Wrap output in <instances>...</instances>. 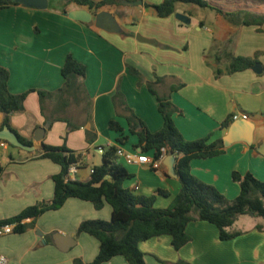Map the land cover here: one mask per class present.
Listing matches in <instances>:
<instances>
[{"label":"crops","instance_id":"crops-1","mask_svg":"<svg viewBox=\"0 0 264 264\" xmlns=\"http://www.w3.org/2000/svg\"><path fill=\"white\" fill-rule=\"evenodd\" d=\"M125 1H142L143 5L122 3L94 14L67 0H48L46 10L20 5L0 11V66L10 72L9 90L15 95L35 91L28 95L25 111L11 116V125L36 147L33 152L0 147V163L4 167L0 175V221L54 199L53 177L61 174L62 167L40 158L44 145L65 144L70 150L83 153L84 165L77 173L82 182L90 181L91 172L100 161L99 147L108 150L113 145L142 154L137 147L138 137L130 133L124 103L151 133L160 131L164 120L159 101L148 87L158 79L161 81L154 86L157 94L170 95L181 111L174 115V122L186 140L211 137L212 142L230 141L224 145L223 155L192 160L194 176L229 200L240 194V187L232 180L233 172H250L264 182V26L260 33L255 26H235L213 10L185 5H179L177 13L186 15L188 22L179 21L175 15L162 19L144 3L159 5L164 0ZM206 1L225 12L264 14V7L242 4L247 0ZM79 9L93 15L111 14L121 31L100 29L95 18L84 23L68 17V13ZM210 49L221 52L219 62L207 56ZM226 52L245 58L260 53L257 58L261 73L249 69L216 77V69L225 72L228 68ZM69 55L87 69L84 86L90 103L88 114L74 103L65 107L64 114L56 113L63 106L57 93L65 84L62 69ZM130 68L140 73L141 83ZM174 87L179 89L172 92ZM37 91L53 96L42 102ZM118 93L123 96L116 100L119 104L115 101ZM234 115L239 119L234 121ZM242 115H248V119ZM56 117V122L50 120ZM3 119L0 114V125ZM48 121L51 127L44 140L35 142L36 129ZM112 121L118 122L123 131L111 130ZM225 122L226 128L222 126ZM88 132L94 136L92 142L87 139ZM122 137H129L124 144L119 142ZM146 155L154 158L153 153ZM169 156H162L159 170L117 160L133 175L123 187L134 195L156 196V208L170 207L182 185L179 178L169 175ZM160 189L170 195L158 196ZM112 212L107 203L97 210L91 202L70 198L59 210L24 221L35 223L27 232L0 237V255L11 264H74L77 258L91 263L99 254L100 242L88 234H78L79 226L88 220L110 221ZM241 217L230 231L241 234L229 241L220 240L215 225L197 220L189 223L191 242L180 251L173 248L172 237L167 235L142 242L139 248L147 264H264V223L246 224ZM239 222L242 225L236 228ZM104 264L129 263L117 256Z\"/></svg>","mask_w":264,"mask_h":264},{"label":"trees","instance_id":"trees-1","mask_svg":"<svg viewBox=\"0 0 264 264\" xmlns=\"http://www.w3.org/2000/svg\"><path fill=\"white\" fill-rule=\"evenodd\" d=\"M67 1L78 7L88 8L95 14L106 7L122 5L125 0ZM252 1L264 2V0ZM20 5L16 0H0V11ZM179 5L213 10L235 26H255L258 28V32L263 31L264 14L245 10L225 12L211 6L206 0H164L159 5L144 3L146 8L153 9L162 19L177 14ZM258 55L254 58H245L236 57L228 52L224 53V57L229 62L228 68L225 72L216 69V77L253 69L254 66L259 65ZM220 60L221 56L217 58L218 62ZM130 72L139 77L141 83L140 73L134 68H130ZM86 73L85 65L79 63L72 55L67 57L62 69L65 84L57 93L63 106H59L57 114H64L65 107L70 106V103L83 107L84 113H89L90 103H88L84 86ZM9 80V70L0 66V114L4 117L0 129L8 126L19 136L22 143L33 145L32 141L25 139L12 128L11 116L25 111V101L28 95L35 91L20 95L12 94L8 87ZM160 81L158 79L157 83L148 84L149 90L158 98L159 112L164 120L163 128L160 131L151 133L147 126L127 107V104L124 103V105L130 133L138 137L137 147L141 152L143 154L153 153L155 159H161L164 154L176 157L175 170L182 188L170 207L156 208V196L134 195L123 187L125 181L132 179L133 175L117 163V146L105 150L102 155L103 163L94 166L89 182H82L70 180L67 176L71 166L75 165L80 168L84 165L83 153L72 151L65 144L60 147L44 145V154L40 158L49 159L62 167L61 174L53 177L55 182L54 199L50 202H41L25 209L15 217L0 221V227L15 224L13 233L23 234L35 226L34 222L27 224L24 221L35 220L46 212L59 210L70 198L91 202L97 210H101L107 203L113 209L110 221L88 220L82 222L78 229V234H88L100 242L99 254L91 263H85L82 259L77 258L74 260V264H104L117 256L124 257L129 264H147L145 254L139 248L140 243L167 235L172 237L173 248L180 251L191 242L187 227L192 221H205L215 225L220 232V240L229 241L241 234L227 230L235 224L239 217L250 216L264 220V182L257 179L252 173L233 172L232 180L240 187V194L234 200H229L214 186L204 183L193 175L192 160L210 159L223 155L225 153L224 143L222 140L212 142L210 141L211 137L195 141L186 140L174 122V115L181 114V111L173 104L170 95L161 96L154 88ZM178 89L179 87H174L172 92ZM37 93L42 102L45 98L53 96L52 93L45 91H37ZM118 98H123L121 93L116 95L115 101ZM116 102L120 103L119 100ZM50 120L56 122L59 119L56 117ZM222 126L228 127V122ZM72 129L74 130L76 127H72ZM110 129L116 132L123 131L116 121L110 122ZM128 138L122 137L119 142L124 144ZM87 139L90 142L94 140L92 133H87ZM10 147L18 149L11 145ZM3 171L4 167L0 163V175ZM157 195L168 197L170 194L160 189ZM258 228L260 229V227ZM177 264L188 263L180 261Z\"/></svg>","mask_w":264,"mask_h":264},{"label":"water","instance_id":"water-1","mask_svg":"<svg viewBox=\"0 0 264 264\" xmlns=\"http://www.w3.org/2000/svg\"><path fill=\"white\" fill-rule=\"evenodd\" d=\"M16 1L25 7L39 9V10H46L49 7L48 0H16ZM123 3L133 4V5H143L142 1L132 2V3L123 1ZM67 15L72 20L81 21L84 23H89L93 20V18H95V24L100 29L106 30L110 33H119L121 31L118 23L116 22L115 17L106 12H101L96 15H93L83 9H79L76 11H72ZM175 16L179 21L182 22L189 21L188 17L181 13H177L175 14ZM260 70H261L260 65H256L253 67V71H255L256 73H261ZM237 125L238 124L234 125L232 129H235ZM50 127H51V122L49 121L44 126L38 127L34 133V137H33L34 141L37 143H41L44 140V137L47 131L50 129ZM0 141H5L13 147L28 152H33L36 149L34 145H27L22 143L20 141L19 136L16 133H14L8 126H5L3 129H0ZM229 144L230 141L228 139L224 140L225 146H228ZM168 161L169 162L166 163V165L169 168V175L178 178V175L176 174V170H175V162H176L175 156L170 155ZM102 163H103V156L100 155V161L98 162L97 165H101Z\"/></svg>","mask_w":264,"mask_h":264},{"label":"built area","instance_id":"built-area-1","mask_svg":"<svg viewBox=\"0 0 264 264\" xmlns=\"http://www.w3.org/2000/svg\"><path fill=\"white\" fill-rule=\"evenodd\" d=\"M242 118L247 120L248 119V115H242ZM232 119L234 121L239 119L238 115H234L232 117ZM0 147L3 150H8L10 145L5 142V141H0ZM114 147L113 145H110L109 148ZM117 153H116V159H124L126 161L127 164L130 165H149L153 170H159L161 168V159H155V158H151L148 155H144L142 154H134V153H130L125 151L124 149L117 147ZM99 155H103L105 152V149L102 147H99L97 149ZM77 173H78V167L77 166H71L69 169V173L67 178L73 181L78 180L77 178ZM138 189V187H137ZM15 227V224H11V225H4L0 227V237L2 236H6L9 235L11 233H13V229ZM0 264H11L10 261L8 260L7 257L0 255Z\"/></svg>","mask_w":264,"mask_h":264},{"label":"rangeland","instance_id":"rangeland-1","mask_svg":"<svg viewBox=\"0 0 264 264\" xmlns=\"http://www.w3.org/2000/svg\"><path fill=\"white\" fill-rule=\"evenodd\" d=\"M242 4H248V5H250V7L251 6H254V7H264V2H256V1H252V0H247L246 1V3L243 1L242 2ZM208 15V14H207ZM214 50L216 51V52H214ZM220 54H221V52L220 51H217L216 49H210V51L208 52V54H207V56H213L214 58H218V57H220ZM226 56V55H225ZM218 66L220 67V64H218ZM74 105L76 106V104L74 103ZM243 218H244V220L243 221H245L246 222V224H250V223H253V222H255V221H262V223H264V220L263 219H259V220H257V219H255V218H253V217H250V216H242ZM241 217V218H242ZM241 225H242V222H239L237 225H236V228H238V227H241ZM234 228H230L228 231L230 232V231H232Z\"/></svg>","mask_w":264,"mask_h":264}]
</instances>
